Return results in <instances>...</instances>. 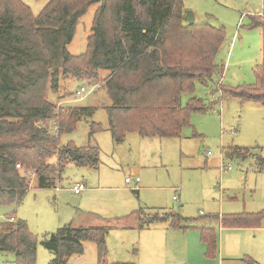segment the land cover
Instances as JSON below:
<instances>
[{
	"label": "rangeland",
	"instance_id": "1",
	"mask_svg": "<svg viewBox=\"0 0 264 264\" xmlns=\"http://www.w3.org/2000/svg\"><path fill=\"white\" fill-rule=\"evenodd\" d=\"M20 1L37 16L49 0ZM181 1L182 26H187L184 16L190 11L194 24L223 28L225 33L213 58L216 75L206 83L196 82L193 92L180 98L182 108L196 98L206 111L192 112L178 137L143 138L131 132L117 144L110 130L107 109L112 103L106 91L76 95L80 87L92 83L61 73L58 94H48L49 101L56 109L92 111L73 131L61 134L59 144L95 145L99 166L93 170L68 164L54 187L43 189L31 171L19 169L29 188L17 205H0V222L13 218L26 223L36 240L35 264H50L55 255L46 243L65 227L105 229V264H264V220L257 228H222L218 221L221 216L264 210V165L259 167L258 162L264 158V106L242 103L221 89L256 86L253 68L261 60V36L249 24L251 16L264 13V0ZM99 6H90L79 19L67 45L70 55L85 52ZM105 75L100 73L101 78ZM92 124L100 130L91 129ZM53 125L57 123L47 121L41 127L55 134ZM232 149L247 151L248 156L226 158ZM126 178L140 182L135 188L125 183ZM78 184L85 190L74 194L72 187ZM162 213L188 219L181 223L185 230L170 228V221L145 225ZM204 229L217 235L214 256H207L201 240ZM62 258L66 264H99L92 242H83L80 254ZM0 264H14L13 254L0 252Z\"/></svg>",
	"mask_w": 264,
	"mask_h": 264
},
{
	"label": "trees",
	"instance_id": "2",
	"mask_svg": "<svg viewBox=\"0 0 264 264\" xmlns=\"http://www.w3.org/2000/svg\"><path fill=\"white\" fill-rule=\"evenodd\" d=\"M98 3L85 52L70 55L67 45L79 19ZM182 9L181 0H49L34 16L20 0H0V205H17L29 188L16 165L31 171L41 189L54 187L68 164L93 170L99 166L95 145L59 144L60 135L73 131L92 111L56 109L49 101L48 94H58L61 73L106 91L112 103L107 109L110 130L117 144L131 132L143 138L178 137L192 112L206 111L196 98L182 108L180 98L193 92L196 82L206 83L216 75L213 58L225 33L207 24L182 26ZM249 28L258 29L261 36V60L253 68L256 86L221 89L242 103L264 106V15L251 16ZM47 121L57 123L55 134L38 127ZM91 129L100 130L94 124ZM247 154L232 149L226 158ZM258 162L262 167L264 158ZM186 220L162 213L145 225L170 221V228L185 230L181 223ZM262 220L264 210L218 217L222 228H257ZM106 233L101 227L60 229L56 240L46 243L55 255L50 264H66L63 255L80 254L83 242L94 243L99 264H105ZM201 240L207 256H214L215 231L201 230ZM0 252L13 254L14 264H35L36 240L24 221L0 222Z\"/></svg>",
	"mask_w": 264,
	"mask_h": 264
},
{
	"label": "built area",
	"instance_id": "3",
	"mask_svg": "<svg viewBox=\"0 0 264 264\" xmlns=\"http://www.w3.org/2000/svg\"><path fill=\"white\" fill-rule=\"evenodd\" d=\"M221 83H219L218 85V91L220 88ZM100 89V86L97 84H84L82 87H80V89L76 92V95H81V94H85V95H90L93 94L94 92L98 91ZM220 93V92H219ZM222 94V93H221ZM17 169H21L20 165H16ZM223 169V168H222ZM230 170L231 168H224V170ZM140 182L139 178H134V180H132V184L135 185V188L137 187L138 183ZM125 183H131V179H126ZM85 190V186L83 184H78L72 187V192L74 194H80L82 191ZM174 200H177V198H174Z\"/></svg>",
	"mask_w": 264,
	"mask_h": 264
},
{
	"label": "water",
	"instance_id": "4",
	"mask_svg": "<svg viewBox=\"0 0 264 264\" xmlns=\"http://www.w3.org/2000/svg\"><path fill=\"white\" fill-rule=\"evenodd\" d=\"M184 21L187 23V25H192L195 23L194 16L190 11L186 12L184 16ZM38 126L41 127V124H39ZM55 240H56L55 237L52 236L51 241H55Z\"/></svg>",
	"mask_w": 264,
	"mask_h": 264
},
{
	"label": "crops",
	"instance_id": "5",
	"mask_svg": "<svg viewBox=\"0 0 264 264\" xmlns=\"http://www.w3.org/2000/svg\"><path fill=\"white\" fill-rule=\"evenodd\" d=\"M256 15H264V13H257ZM126 179H128V178H126ZM126 184H132V179H131V183H126Z\"/></svg>",
	"mask_w": 264,
	"mask_h": 264
}]
</instances>
